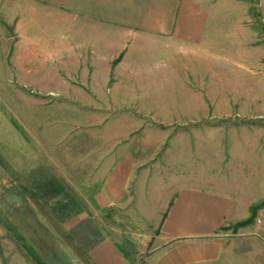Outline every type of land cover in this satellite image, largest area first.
Wrapping results in <instances>:
<instances>
[{"label": "crops", "instance_id": "0c3cea01", "mask_svg": "<svg viewBox=\"0 0 264 264\" xmlns=\"http://www.w3.org/2000/svg\"><path fill=\"white\" fill-rule=\"evenodd\" d=\"M22 1L31 11L44 13L77 4V0ZM91 1L98 6L88 14L89 23L105 22V32L76 37L85 39L86 45H105V93L111 95L105 98V110L135 108L159 116L158 123L165 128L200 120L215 109L219 97L214 84L202 89L206 79L222 75L215 56L222 55L223 44L238 43L242 33L252 39L246 27L243 31L236 23L222 21L231 10L215 5L217 0ZM95 9L101 15L93 14ZM213 12L218 14L215 21ZM127 126L125 119L106 114L99 165L90 173L72 172L71 189L53 187L49 199L39 198L44 212L29 198L27 203L22 199L20 214L16 207L7 209V221L19 231L22 243L48 264H264V208L251 224L234 230L251 216L252 204L240 209L211 182L184 175L188 172L183 165L181 177L175 179L173 162L163 167L151 150L142 151L141 138L127 145V134L136 131L127 132ZM31 186L38 194L45 193L42 182ZM131 208L155 225L153 232L134 226ZM95 220L101 221L105 233L96 231L100 238L91 242ZM8 234L0 225V239ZM63 234L73 249L59 248ZM42 239L49 243L45 252L37 246ZM20 248L22 264H36Z\"/></svg>", "mask_w": 264, "mask_h": 264}, {"label": "rangeland", "instance_id": "374dc122", "mask_svg": "<svg viewBox=\"0 0 264 264\" xmlns=\"http://www.w3.org/2000/svg\"><path fill=\"white\" fill-rule=\"evenodd\" d=\"M15 1L9 5V0H0V225L4 231L20 235L7 221L8 208L16 207L20 214L22 199L27 203L29 198L44 212L39 198L49 199L53 187L71 189L72 172L90 173L99 165L105 150L106 114L125 119L127 132L135 128L127 134V145L141 138L142 151L151 150L163 167L173 162L175 179L181 177L183 165L188 172L184 175L211 182L240 209L264 201V0L215 2L231 10L222 21L236 23L243 31L246 27L252 39L242 33L238 43L223 44L222 55L215 56L222 75L209 77L202 86L207 90L214 84L219 97L215 109L200 120L166 128L158 123L159 116L135 108L105 110V98H111L105 93V45H86L85 39L76 37L83 33L93 38L105 32V22L89 23L88 14L97 1L63 4L56 13L33 12L22 0ZM101 12L95 9L93 14ZM211 15L215 21L218 14ZM37 182H42L46 194L33 190L31 185ZM157 190L160 197L162 189ZM131 210L134 226L154 231V224ZM92 225L91 242L105 233L100 220ZM9 234L0 239V264H22L21 242ZM62 237L59 248L72 247L69 237ZM9 240L18 242L17 247ZM37 244L42 252L48 250L45 240Z\"/></svg>", "mask_w": 264, "mask_h": 264}, {"label": "trees", "instance_id": "16d2710c", "mask_svg": "<svg viewBox=\"0 0 264 264\" xmlns=\"http://www.w3.org/2000/svg\"><path fill=\"white\" fill-rule=\"evenodd\" d=\"M121 58H122V55L114 61L113 65H115L116 63H118L121 60ZM261 208H264V201L262 203H260V204H257V205L252 206L251 207V216L248 219L244 220V221L238 222L233 227L234 230H237L238 228H240L242 226H246L248 224H251L255 220L258 210L261 209ZM7 227H9V225H7ZM14 237L19 242H21V243H19V245L21 247H23V248L26 249L27 253L31 256V259H33V261L36 264H46L28 245L22 243L23 241H22V238H21L20 235H15Z\"/></svg>", "mask_w": 264, "mask_h": 264}]
</instances>
